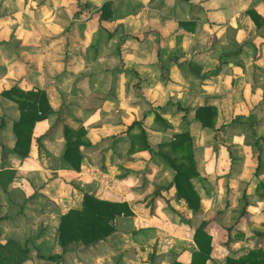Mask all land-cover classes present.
I'll use <instances>...</instances> for the list:
<instances>
[{
    "label": "crops",
    "instance_id": "crops-1",
    "mask_svg": "<svg viewBox=\"0 0 264 264\" xmlns=\"http://www.w3.org/2000/svg\"><path fill=\"white\" fill-rule=\"evenodd\" d=\"M105 1L0 0V91L15 84L22 89L40 88L53 110L36 122L28 156L23 161L10 154L2 158L0 144V163H6L9 156L19 176L9 190L22 188L28 197L37 189L56 203L58 217L70 208H81L83 192L131 206L133 215L117 216L115 231L86 248L90 264H111L121 254L118 264H130L135 257L153 252L147 241L143 251L133 236L134 231L147 229L155 231L156 254L166 256L177 244L174 259L188 263L194 228L210 216L205 203L213 197L207 182L213 185L214 177L228 170V151L225 146L218 149L223 156L220 162L219 156L212 157L211 146L194 152L200 179L193 178L192 183L201 207L193 214L183 200L174 198L173 169L152 161L154 153L138 145L131 151L130 139L138 127L127 128L133 120L140 121L150 148L156 151L157 143L186 130L195 136L199 129L202 142L206 140L211 129L202 128L192 111L185 116V107L215 105V127L229 122L234 111L247 115L249 107L264 99V0H109L112 18L99 20L97 10ZM87 10L91 17L81 21ZM236 50L238 54L231 57ZM219 57L226 62L220 65ZM193 65L201 67L200 78L191 73ZM218 66L220 72L211 75ZM10 104L15 103L0 95V116L5 123L2 106ZM62 105L73 117L64 115L56 121ZM18 116L17 109L14 120ZM183 117L188 124L182 130ZM62 122L74 128L82 125L87 131L89 144L80 147L79 171L62 158ZM11 125L6 123L0 131L1 135L10 128L11 143H2L8 148L15 140ZM261 125L264 128V121ZM257 134L249 139L238 135L235 142L243 152L252 153L253 160L240 164L236 177L228 182L231 187L241 186L239 193L250 201L249 219L262 214V205L255 204L264 202V189L256 187L259 181L264 183V129ZM42 135L40 143L47 155L40 158L35 139ZM201 177L207 178L204 185ZM156 184L169 188L159 190L151 208L147 201ZM181 216L189 222H182ZM247 222L241 220V234L249 228ZM163 235L172 239L168 251L161 248Z\"/></svg>",
    "mask_w": 264,
    "mask_h": 264
},
{
    "label": "trees",
    "instance_id": "trees-1",
    "mask_svg": "<svg viewBox=\"0 0 264 264\" xmlns=\"http://www.w3.org/2000/svg\"><path fill=\"white\" fill-rule=\"evenodd\" d=\"M248 12L251 16H254L252 10H248ZM97 14L99 20L111 19L113 15L111 1L103 2L102 6L98 8ZM179 24L185 25L184 22H179ZM230 54L231 57L235 56L238 54V50ZM218 60L221 65L227 59L219 57ZM190 70L194 76L200 78V66L193 65ZM219 72L220 66L212 70L210 74L216 75ZM163 77L165 78V76ZM0 95L14 102L19 111L18 119L14 120L11 125L15 139L13 147L8 148L1 144V156L4 158L7 154H10L23 161L29 154L36 122L46 119L49 114L53 113V110L46 92L37 87L22 89L15 84L0 91ZM184 110L185 114L192 111L194 120L202 128L207 127L212 130L223 128V124L215 127L218 116L215 105L204 103L194 107H185ZM60 116H62L61 111H58L56 121H61ZM68 116L71 117V115ZM155 116L156 119L163 121L158 114ZM240 117H234L231 122L240 121ZM5 124L3 117L0 116V131L5 127ZM134 127H138V132L131 136L129 149L133 151L138 145L139 148L147 149L150 153L153 152L163 158L174 171L175 199L183 200L187 208L195 214L201 207V198L195 190L192 179L200 178V175L196 170L193 137L190 132L186 130L172 134L170 140L157 143V149L153 151L147 141L146 132L142 128L141 122L133 120L127 130L130 131ZM86 134L87 131L82 125L74 128L68 123L62 122V135L64 138L62 158L76 171L80 170L83 158L80 147L89 144ZM43 137L44 135L35 139L38 146ZM257 138L259 137H256L255 142L259 147ZM15 177L16 169L14 167L8 166L5 162L0 163V190L2 192L6 194L9 192L10 183ZM256 187L264 189V183L259 181ZM168 188L169 185L159 186L152 192L151 197L158 194L160 189L166 190ZM242 196L245 197V193ZM242 212H245V207ZM133 214L131 206L126 201L101 199L91 193L83 192L81 208H70L59 216L56 227L57 243L60 245L62 253L75 247L86 248L92 246L99 241L106 240L115 231L114 220L117 216H131ZM180 220L189 222V219L185 217H181ZM210 222L209 219H202L194 228L192 234L194 248L191 251L190 261L183 263L174 259L169 264H207V261L211 259L212 252V235L207 230ZM229 230L227 228V231ZM230 241L231 237L228 235V240L224 241V245H228ZM29 252L30 248L27 244H20L14 238H7L4 241L0 239V264H28ZM62 253L49 255L46 259L59 262L62 259ZM225 264H264V249L255 247L237 257L227 256L225 257Z\"/></svg>",
    "mask_w": 264,
    "mask_h": 264
},
{
    "label": "rangeland",
    "instance_id": "rangeland-1",
    "mask_svg": "<svg viewBox=\"0 0 264 264\" xmlns=\"http://www.w3.org/2000/svg\"><path fill=\"white\" fill-rule=\"evenodd\" d=\"M90 17L91 14L86 16L83 14L81 15L80 20H88ZM95 97L101 99L102 95L96 94ZM2 108L4 110V115L7 117L6 123L11 124L12 121H14L15 114L17 113L16 105H3ZM58 111H61V115H65L66 119H71V117H73V114L65 105H62ZM249 111L250 112H248L247 115L236 113L234 111L233 113L235 114L231 119L229 118V122L221 123L223 124L222 129L215 128L213 130H209L204 138L206 139L204 142H202L203 135L200 134L201 132L199 133L198 127V131H195V136H192L194 152L196 150H203V145L211 146L213 150L212 157L214 158L215 156H219L220 162L222 161L221 157L223 156L218 154V149L221 146H225L228 151V161L230 162L228 170L223 171L222 174H218L216 178L214 177V181L216 183H213L212 185L210 181L207 182V184L211 186V197H213L208 201V203H205V212L210 215L207 219L211 220L210 227H208L207 230H210L209 233L212 235V252L211 259L208 261L209 264H225V257H237L255 247L264 249V202L255 204L257 207H261L262 205V214H258L255 219L253 217L249 219L246 216L248 213L246 209L248 210V208L250 209L252 207L247 206L250 202L248 198L246 196L243 197V194L239 193V191H242V187L240 186L238 189L236 185L231 187L228 184V182L230 183L229 178L236 177L240 170L238 169L240 164L243 162L251 164L253 160L252 153L243 152L242 149L238 147V144L235 142L238 135L244 134L246 139H249L250 135H256L260 130L264 129L261 127V122L264 121V99L260 100L258 104L249 107ZM187 114L189 113H186L185 116H187ZM68 115H71V117L68 118ZM238 116H241L239 118L240 121L231 122L234 117ZM185 119L186 118L184 117L182 119V130L185 129V126L188 124V121ZM71 121L72 120H70V123ZM60 124L58 126H60ZM56 126H52L51 129H54ZM259 137L261 138L262 136ZM11 140L12 136L10 134V128L6 127L0 135V144L11 143ZM259 140L262 143L263 138ZM37 148L40 158L47 155L44 152L41 143L39 146L37 145ZM198 157L201 160H204L202 154H199ZM6 158V164L11 166L13 160L9 159V156ZM151 159L154 162L160 161L167 164L163 158L155 153L154 157ZM49 162H53L51 163L53 166L57 165V162L54 160H50ZM18 177L19 176H16V178ZM206 180V177H201V180L199 181L203 184V181ZM155 186V189H157L158 185L156 184ZM17 188L18 189L9 190L7 194L0 190V239L4 241L7 238H14L20 244H27L30 248V258L28 264H90L91 259L88 257V254L90 253L86 250L88 247H75L71 250H67L71 252L63 253L62 259L59 262L46 259L49 255L62 253L61 247L56 240L57 218L59 219L58 215H56V213L58 214L57 205L46 195L40 194L37 189L34 190L32 195L26 197L24 190L19 187ZM96 190L97 188L95 191ZM98 190L100 189L98 188ZM158 195L159 193L148 199L147 204L150 205L151 208L154 207V200ZM245 203L246 205L244 206ZM244 207L245 212L243 213L242 209H244ZM244 218L250 225L249 228L245 229L247 231H245L248 235L247 237H245V232H243V235L241 236L239 232V224ZM200 219L201 216H196L197 221ZM227 228L230 230L227 231ZM133 234L134 238L138 239L137 243L141 245V249L143 251H145V246H143V244L147 241V243H149V248H152L153 252L149 251L148 253H143L138 257H135L133 260L135 263H131V261H129L130 264H136V261H140L142 264H169L172 260H174L172 253H175V247H178L177 244H175V247L168 252L170 254L166 253V256L164 254H156L157 241L154 240L156 235L155 231H149L148 229L139 230L134 231ZM228 235H230L231 241L228 245H224V241L228 240ZM161 240V248L168 251V248L170 249V245H172V239L170 236L165 238L163 235ZM121 255L112 259L113 262L111 264H118L122 261ZM132 258H134V256H132ZM81 261L82 263H79Z\"/></svg>",
    "mask_w": 264,
    "mask_h": 264
},
{
    "label": "built area",
    "instance_id": "built-area-1",
    "mask_svg": "<svg viewBox=\"0 0 264 264\" xmlns=\"http://www.w3.org/2000/svg\"><path fill=\"white\" fill-rule=\"evenodd\" d=\"M89 14H90V11L89 10L85 11V13H84L85 16L86 15H89Z\"/></svg>",
    "mask_w": 264,
    "mask_h": 264
}]
</instances>
